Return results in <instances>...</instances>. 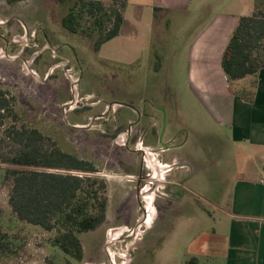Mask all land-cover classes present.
I'll list each match as a JSON object with an SVG mask.
<instances>
[{"label": "rangeland", "instance_id": "1", "mask_svg": "<svg viewBox=\"0 0 264 264\" xmlns=\"http://www.w3.org/2000/svg\"><path fill=\"white\" fill-rule=\"evenodd\" d=\"M72 1L0 0V89L14 100L18 125L99 171L107 182V219L81 236V263L64 256L52 246L54 233L17 221L0 164V233L10 242L0 264H185L192 257L218 264L234 179L255 170L248 150L231 143L193 93L184 46L203 20L179 19L165 30L158 16L140 42H128L125 27L96 53L91 40L61 26ZM126 42L141 60L134 66L109 61ZM156 54L159 72L151 67ZM126 113L132 114L129 130ZM149 119L161 130L153 145L147 141L153 132L135 129ZM11 123L0 125V137ZM140 172L142 208L135 193Z\"/></svg>", "mask_w": 264, "mask_h": 264}, {"label": "trees", "instance_id": "2", "mask_svg": "<svg viewBox=\"0 0 264 264\" xmlns=\"http://www.w3.org/2000/svg\"><path fill=\"white\" fill-rule=\"evenodd\" d=\"M25 0H6L15 3ZM71 3V4H70ZM61 19L69 33L92 41L94 52L120 34L128 0H73ZM155 70L160 56L156 54ZM230 89L264 68V0H255L251 16L240 17L221 59ZM13 99L0 89V125L12 121L1 133L2 180L9 183L8 205L21 223L54 233L52 246L64 256L81 263L84 251L81 236L100 228L107 219V182L88 161L61 149L40 131L17 124ZM248 101H251L248 100ZM6 234L0 233V254L10 249ZM47 264H71L49 261ZM185 264H200L195 257Z\"/></svg>", "mask_w": 264, "mask_h": 264}, {"label": "crops", "instance_id": "3", "mask_svg": "<svg viewBox=\"0 0 264 264\" xmlns=\"http://www.w3.org/2000/svg\"><path fill=\"white\" fill-rule=\"evenodd\" d=\"M254 5L255 0H128L121 27L129 31L125 37L128 42L138 43L153 33L158 16L163 19L160 22L164 21L165 30L179 19L203 20L184 46L193 93L216 125L228 130L231 143L248 150L255 170L252 176L239 174L234 179L231 203L223 212L228 218V229L218 264H264V68L256 78L248 76L234 84L235 91H243L245 97H240L230 89L221 67L222 54L234 28L240 17L252 15ZM128 42L121 46L120 55L108 60L122 66L136 65L141 57ZM146 50H151L149 39ZM151 61L152 70L159 72L161 66L159 70L154 68L157 58ZM123 116L129 130L132 114ZM135 129L153 132L147 140L152 141L149 145L154 144L155 131H161L153 119L142 121Z\"/></svg>", "mask_w": 264, "mask_h": 264}, {"label": "flooded vegetation", "instance_id": "4", "mask_svg": "<svg viewBox=\"0 0 264 264\" xmlns=\"http://www.w3.org/2000/svg\"><path fill=\"white\" fill-rule=\"evenodd\" d=\"M150 166H151V165H150ZM151 167H152V166H151ZM138 176H139V178H140V181H138V182L136 183L135 193H136V200H137V203H138V205L140 206V208H142V205H140V195H141V191H142V184H141V182L143 181L144 176H143L142 172H140V173L138 174ZM152 178H155V177H152ZM137 187H140V190H139V191H137ZM143 209H144V208H143ZM144 212H145V210H144Z\"/></svg>", "mask_w": 264, "mask_h": 264}, {"label": "water", "instance_id": "5", "mask_svg": "<svg viewBox=\"0 0 264 264\" xmlns=\"http://www.w3.org/2000/svg\"><path fill=\"white\" fill-rule=\"evenodd\" d=\"M140 190V187H137V191H139Z\"/></svg>", "mask_w": 264, "mask_h": 264}]
</instances>
